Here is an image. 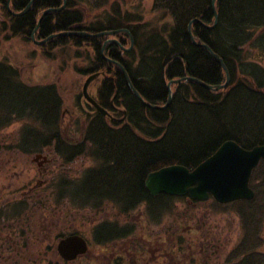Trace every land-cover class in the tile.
Returning a JSON list of instances; mask_svg holds the SVG:
<instances>
[{
    "label": "trees",
    "instance_id": "trees-1",
    "mask_svg": "<svg viewBox=\"0 0 264 264\" xmlns=\"http://www.w3.org/2000/svg\"><path fill=\"white\" fill-rule=\"evenodd\" d=\"M29 1L10 0V7L18 12ZM61 5L62 0H34L26 13L17 16L0 0L4 11L0 22L12 36L31 41L42 11ZM215 7L213 28L192 22L191 30L198 43L207 44L223 59L229 82L218 90L193 81L172 83V98L165 108L142 103L127 87L119 66L104 57L120 62L141 97L158 106L166 101L171 79L191 76L212 85L224 83L223 68L187 34L193 18L206 25L213 23L211 0H152L151 21L122 0H66L65 7L46 14L34 32L38 40L66 30L95 33L126 28L131 33L129 50L107 42L101 53L107 38L129 46V37L122 31L98 37L61 35L42 47L71 44L82 50L77 52L83 60L78 72L101 75L96 92L99 104L108 110L119 109L117 115L123 119L113 121L95 112L87 117L85 139L94 141L97 148L90 154L108 158L110 164L114 161L115 170L126 179L137 173L139 181L132 186L144 188L147 172L162 166L192 168L227 140L247 149L264 144V0H215ZM62 105L54 83L28 84L15 66L0 61V122L22 121L19 138H61ZM130 147L136 150H125Z\"/></svg>",
    "mask_w": 264,
    "mask_h": 264
},
{
    "label": "flooded vegetation",
    "instance_id": "flooded-vegetation-1",
    "mask_svg": "<svg viewBox=\"0 0 264 264\" xmlns=\"http://www.w3.org/2000/svg\"><path fill=\"white\" fill-rule=\"evenodd\" d=\"M100 78L97 72L89 83L98 104ZM75 100L80 114L77 108L73 113V104L60 110L61 138L31 141L0 131V260L18 264L34 238L44 244V264H264V213L261 222L253 219L264 212V158L250 173L251 198L220 202L211 194L204 199L152 195L145 179L159 168L147 172L144 188L132 186L137 173L126 179L114 161L90 154L97 148L85 139L86 120L99 111L83 94ZM106 110L109 120L123 119L119 109ZM10 124L1 121L0 129ZM84 159L89 163L73 176L74 162ZM229 211L238 217L233 230ZM71 236L73 258L66 259L59 243Z\"/></svg>",
    "mask_w": 264,
    "mask_h": 264
},
{
    "label": "water",
    "instance_id": "water-1",
    "mask_svg": "<svg viewBox=\"0 0 264 264\" xmlns=\"http://www.w3.org/2000/svg\"><path fill=\"white\" fill-rule=\"evenodd\" d=\"M33 1L34 0H30L21 11L13 12L10 10V12L17 16L22 15L29 10ZM7 4H9V0H7ZM65 5L66 0H63L61 6L43 10L33 32L31 33V38L36 41V43L42 44L54 37L61 35L98 37L103 35H114L122 31L129 37V47L125 48L123 45L119 44L116 38H108L102 44L101 53L103 54V50L107 42H116L124 50H129L133 46V37L129 30L126 28L104 30L95 33L85 30H66L58 33H52L41 40H35L34 32L36 31L41 19L50 12L63 9ZM211 8L214 14L213 23L211 25H206L199 19L193 18L187 24V34L195 45L206 48L211 53L214 60L223 68L226 79L222 84H208L196 77L191 76H183L181 78L171 79L167 82L168 95L166 101L163 105L158 106L156 104L146 102L141 97L139 92L134 88L126 69L120 62L108 57L104 58L119 66L125 79L126 85L132 91L134 96L141 100V102L146 106L152 108H165L170 103L172 98V83H179L181 81H193L209 90H218L220 88L226 87L229 82V72L223 59L207 44L198 43L195 40L191 30L192 22H198L206 28H213L217 24L215 0H211ZM96 76L97 73L91 74L86 78L82 86V94L86 98V100L97 109V111L105 116H110L109 112L105 108L101 107L96 102V100L89 95L87 91L89 83L93 79H95ZM260 158H264V144L254 146L251 149H244L235 141L227 140L223 142L213 154L201 161L193 169H189L183 165L173 164L161 167L153 172H150L145 179V187L150 191L152 195L163 192L178 196L188 194L193 199H204L209 194H211L216 200L220 202H229L240 198H251L253 196V191L249 188L248 181L252 168L258 163ZM59 251L66 259L73 258V236L60 241Z\"/></svg>",
    "mask_w": 264,
    "mask_h": 264
},
{
    "label": "rangeland",
    "instance_id": "rangeland-1",
    "mask_svg": "<svg viewBox=\"0 0 264 264\" xmlns=\"http://www.w3.org/2000/svg\"><path fill=\"white\" fill-rule=\"evenodd\" d=\"M122 2H124V4L131 9L141 10L146 20L151 21V19H153L154 14L151 11L152 0H122ZM5 6L8 12H10V10L12 11L10 7V0L9 4H7V0H5ZM3 15L4 11L0 6V21ZM35 40L38 39L35 38ZM78 51L82 50L77 48L74 49L73 45L71 44H67L61 48L56 47L54 49H45L41 44L36 43V41H34L32 38L31 41H28L23 40L19 36H12L7 32V30L2 28L0 22V61L4 60L15 66L18 70L19 76H21V78L28 84L54 83L63 99V110L65 108L70 109L71 105L73 104V113H75V108H77L74 104L76 102L75 98L78 96V94H82V86L86 78L89 76L81 75L78 72L79 67L83 65L82 57L78 55ZM88 87V93L95 94V87L92 85L90 86V84ZM77 112L79 114L81 113L79 108H77ZM65 117L67 118V114H65ZM78 117L81 116L79 115ZM22 127L23 122L15 120L11 122L9 126L3 128L1 127L0 131L6 132L3 134H8L12 138H19ZM79 132L80 131L75 130V134H79ZM88 163L89 161L85 159L83 161H75L74 165H77V167L73 169V176L75 174L78 175L81 171H83V167ZM77 185L79 187L81 185V181ZM257 199V202H259V198ZM65 206L66 205L63 204V211H65ZM235 208L236 207L233 209ZM260 212V215L258 216L256 214L254 216L255 218L253 219L260 220L261 222L262 213L264 212L261 209ZM62 213L63 212H60L59 214L61 215ZM66 213L68 214L69 211ZM70 219L71 218L69 214L68 216L65 215L63 217V222H66L67 225L66 227L71 225ZM236 221H238V217L236 215L233 216L232 212L229 211V223L233 226L231 228L232 230L237 228L235 225ZM232 236V240H238L239 238L237 237V234H231V237ZM29 246V250L24 254L25 258L18 264H44V262L47 261L46 256L40 255L42 248H44L43 242L37 241L33 238ZM0 262L1 264H5L3 259H1Z\"/></svg>",
    "mask_w": 264,
    "mask_h": 264
},
{
    "label": "bare ground",
    "instance_id": "bare-ground-1",
    "mask_svg": "<svg viewBox=\"0 0 264 264\" xmlns=\"http://www.w3.org/2000/svg\"><path fill=\"white\" fill-rule=\"evenodd\" d=\"M62 2H63V0H62ZM245 149V148H244Z\"/></svg>",
    "mask_w": 264,
    "mask_h": 264
}]
</instances>
